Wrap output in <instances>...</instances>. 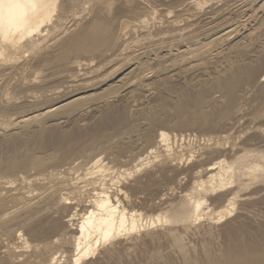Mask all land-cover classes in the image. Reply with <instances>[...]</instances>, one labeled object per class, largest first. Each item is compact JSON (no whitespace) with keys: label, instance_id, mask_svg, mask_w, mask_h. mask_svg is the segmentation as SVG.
Instances as JSON below:
<instances>
[{"label":"rangeland","instance_id":"1","mask_svg":"<svg viewBox=\"0 0 264 264\" xmlns=\"http://www.w3.org/2000/svg\"><path fill=\"white\" fill-rule=\"evenodd\" d=\"M259 4L196 65L154 60L145 77L112 78L92 101L0 127V264H264ZM98 157L110 168L91 179L105 178L112 201L142 224L73 262L71 214L82 205L58 193L95 197L98 182L83 174Z\"/></svg>","mask_w":264,"mask_h":264},{"label":"bare ground","instance_id":"2","mask_svg":"<svg viewBox=\"0 0 264 264\" xmlns=\"http://www.w3.org/2000/svg\"><path fill=\"white\" fill-rule=\"evenodd\" d=\"M258 2L263 8L264 0H0V127L92 101L93 92L112 78L120 86L132 74L145 77L154 60L193 62L221 42L239 16L251 19L248 11ZM159 136L163 143L169 138L164 131ZM100 159L84 172L86 185L91 175L110 168ZM98 177L92 185L101 190L93 198H71L70 187L58 193V203L82 205L71 214L78 232L73 262L93 253L98 242L141 228L140 215L119 208L105 178Z\"/></svg>","mask_w":264,"mask_h":264}]
</instances>
